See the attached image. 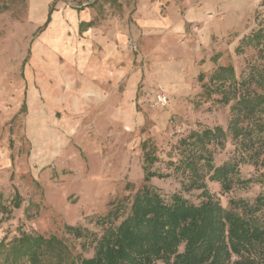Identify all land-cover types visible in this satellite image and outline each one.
I'll return each instance as SVG.
<instances>
[{"label":"rangeland","instance_id":"374dc122","mask_svg":"<svg viewBox=\"0 0 264 264\" xmlns=\"http://www.w3.org/2000/svg\"><path fill=\"white\" fill-rule=\"evenodd\" d=\"M173 1L182 0H0V264H28L27 257L15 260L13 250L23 236L42 238L33 248L38 264H65L64 255L67 264L92 257L97 217L116 203L123 209L115 225L128 214L144 184L146 151L158 158L153 169L168 173L148 183L165 201L174 194L195 205L205 201L202 190H185V178L168 161L180 158V139L191 131H226L232 114L240 134L220 136L207 148L214 166L234 162L237 173L230 190L206 180V192L227 210L236 201L237 212L240 203L251 205L264 195V0H256L241 29L213 37L180 76L173 50L163 62L150 57L166 30L147 33L138 26L139 14L157 19ZM94 25L110 39L124 36L138 58L134 66L142 79L133 96H124L123 86L97 93L82 89L89 78L75 55ZM46 46L57 49L56 58L64 62V82L55 95L47 91L54 86L55 59ZM159 61L166 69L155 67ZM219 67L232 74L211 82ZM160 95L166 104L159 103ZM243 99L246 107L237 105L230 113ZM206 159L204 153L198 164L203 172ZM66 226L87 232L76 237ZM49 238L52 243H45Z\"/></svg>","mask_w":264,"mask_h":264},{"label":"trees","instance_id":"16d2710c","mask_svg":"<svg viewBox=\"0 0 264 264\" xmlns=\"http://www.w3.org/2000/svg\"><path fill=\"white\" fill-rule=\"evenodd\" d=\"M49 21L47 17L44 26ZM231 74L229 67H219L210 81ZM225 96L222 95L220 101L227 105L229 100ZM246 103L243 99L231 105L230 113L239 110L237 105L246 107ZM237 118V115H231L226 131L220 127L191 131L177 142L180 158L168 161V165L185 178V190H202L205 201L195 205L178 194L165 201L148 183L152 178L167 177L168 173L153 169L158 158L146 151L142 167L144 184L134 195L128 214L115 225L123 209L116 203L105 215L97 217L95 225H100V232L92 233L95 236L93 256L78 257L77 263L264 264V195L256 197L251 205L240 203L241 212H237L236 201H231V209L227 210L206 192V180L219 183L223 191L230 190L234 182L232 175L237 173V163L227 161L214 166L207 146L217 142L220 136L239 135L241 128ZM204 153L208 165L205 172L198 166ZM65 229L75 233L76 237L87 232L79 226H66ZM42 241L41 237H20L13 247L15 260L27 257L28 264H38L33 248ZM44 241L51 244L52 238ZM234 257L239 262L232 261ZM65 258L66 255L64 262L67 264Z\"/></svg>","mask_w":264,"mask_h":264},{"label":"crops","instance_id":"0c3cea01","mask_svg":"<svg viewBox=\"0 0 264 264\" xmlns=\"http://www.w3.org/2000/svg\"><path fill=\"white\" fill-rule=\"evenodd\" d=\"M255 2L256 0H182L176 4L173 1L167 13L157 19L139 14L138 26L141 31L147 33L166 30L167 34L158 31V34H162L159 35L161 39L150 57L154 59L153 61L158 58L163 62L167 59V51L173 50L175 57H172L173 63L176 66V74L180 76L184 66H187L186 62L193 66L195 59L200 56L199 52L213 44V37H223L241 29L247 18L252 15ZM56 26L54 27L57 33L60 26ZM48 30L47 27V39ZM85 32L86 36L81 42L78 41L77 55H75L77 59L75 63L79 70L80 67L82 73L86 70L89 78L88 85H83L82 89L88 88L97 93L108 85H111L110 90L123 86L124 96H133L142 79V73L134 66L138 58L125 46V37L118 35L110 39V36L102 30V26L98 25L88 27ZM85 45L87 50L84 49ZM47 48L49 47L46 46ZM49 49L47 55L54 52L52 55L55 60L50 59L55 67L51 65L54 86L49 87L47 91H53L55 95L58 93L60 84L64 82V62L59 57L56 58L59 53L57 49ZM160 61L153 64L155 67L165 68L166 64ZM45 64L49 65L48 62ZM48 70L44 71L48 72Z\"/></svg>","mask_w":264,"mask_h":264},{"label":"built area","instance_id":"2783aa9c","mask_svg":"<svg viewBox=\"0 0 264 264\" xmlns=\"http://www.w3.org/2000/svg\"><path fill=\"white\" fill-rule=\"evenodd\" d=\"M263 8H264V5L262 6ZM128 45L131 47V48H135L134 46H132V43L131 42H128ZM158 101H159V103H162V104H166L167 103V98H166V96L165 95H160L159 97H158Z\"/></svg>","mask_w":264,"mask_h":264}]
</instances>
